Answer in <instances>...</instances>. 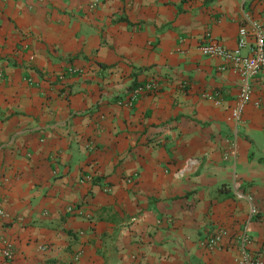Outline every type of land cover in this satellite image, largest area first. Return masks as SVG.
<instances>
[{
  "label": "crops",
  "instance_id": "1",
  "mask_svg": "<svg viewBox=\"0 0 264 264\" xmlns=\"http://www.w3.org/2000/svg\"><path fill=\"white\" fill-rule=\"evenodd\" d=\"M249 20L264 0H0V264H243L246 230L264 263V73L236 124L242 76L199 51Z\"/></svg>",
  "mask_w": 264,
  "mask_h": 264
},
{
  "label": "built area",
  "instance_id": "2",
  "mask_svg": "<svg viewBox=\"0 0 264 264\" xmlns=\"http://www.w3.org/2000/svg\"><path fill=\"white\" fill-rule=\"evenodd\" d=\"M207 42L199 47V51L206 57H217L225 60L227 66L238 72L243 82L239 89V96L236 104L231 110L232 120L239 124L242 122L246 106L251 101L252 96V79L264 73V22L258 20H249L247 26H243L239 30L237 47L229 50L214 40L211 34H207ZM248 50V53H244ZM76 68H70L69 73H77ZM157 91V84L149 83L138 86L133 90L132 100H136L139 96ZM238 194V193H237ZM240 197L246 199L251 204L250 216L256 217L258 209L254 205L251 195L239 194ZM4 216V212H0ZM215 239L210 242L213 243ZM241 247L243 248V264H264L259 258L251 256L246 249V245L250 243V236L246 231L240 236ZM2 255L7 261H12L16 255L13 245L4 241Z\"/></svg>",
  "mask_w": 264,
  "mask_h": 264
}]
</instances>
